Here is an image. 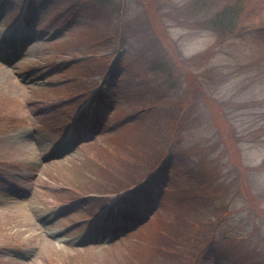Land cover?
<instances>
[{"label":"rangeland","instance_id":"rangeland-1","mask_svg":"<svg viewBox=\"0 0 264 264\" xmlns=\"http://www.w3.org/2000/svg\"><path fill=\"white\" fill-rule=\"evenodd\" d=\"M4 1L0 3V57L9 60V42L11 38L16 39L15 33L19 34L15 26L21 18H28L30 10L23 17L29 0H12L10 4H3ZM44 1L32 0L36 5ZM69 1L73 0H53L50 7L44 9L34 27L42 37L31 46L27 44L30 48L16 65L8 66L0 60V175H7L14 182L20 173L29 172L34 176L32 182L20 180L30 190L23 198L7 196L0 179V264H153L149 259H159L154 264H178L187 240L181 243L179 240L180 244L165 242L159 232L163 227H158L151 232L154 239L151 244L156 246V251L150 252V248H138L148 243L150 235L135 238L129 236V228L138 227L148 219L154 221L157 218L153 217L154 212L163 214L174 196L195 194L190 192L192 184L201 181L195 177L197 174H191L192 178L182 174V160L187 159L195 164L203 161L210 171L203 177L209 178L208 182L202 181L196 193L209 194L208 205L215 209L212 216L217 215L219 223L217 230L228 236L226 242L234 247L235 257L243 264H264V0H243L242 26L238 27L242 32L225 41H220V35L199 28L197 22L205 16L197 21L188 13L190 0H123L125 13L121 18L124 24L130 22L137 28L140 36L126 41L131 50L125 47L115 56L110 44L99 46L108 48L103 57L90 54L91 48L83 47L77 39L86 36L84 41H87L95 34L100 20L93 10L82 9L81 17L71 29L61 35L59 27L57 37H53ZM144 11L151 18L146 30L143 28L148 24L140 16ZM153 31L164 39L159 51L169 61L175 48L184 60L200 54L208 56L203 65L199 63L198 68L193 69L198 86L176 73L170 77L173 82L176 79V88L162 86L148 92L155 81L166 80L163 73L148 77L142 63L148 54H142L139 47L151 39ZM127 56L130 59H125ZM153 58L156 62L157 57L153 55ZM109 66L110 72L105 75L109 77L103 78V71ZM101 81L104 83L99 96H111L112 103L106 108L101 100H96L85 120L87 110L84 111L76 125L81 141L75 152L58 162L48 163L45 154L66 140L72 121L84 108L87 94ZM203 85L207 91L194 96ZM145 91L148 96L141 97L139 94ZM192 96L197 99L199 112H195L194 117L183 113L179 120H167L158 111L149 116L141 114L136 125L129 129H116L136 108L161 102L160 109L169 104H173L172 109L179 105L186 109ZM106 112H110L107 124L110 128L103 129L101 134H96L97 139L86 143L83 129L100 126ZM158 120H161L160 127L149 142L148 152H154L152 157L159 153L167 132L174 125L187 131L184 130L178 145L179 156L169 161L168 168L147 184L149 195L143 197L145 191L138 190L133 202L125 201L126 206H133L126 218H122L121 207L118 212L112 209L108 215L107 210L97 213L105 205L104 201L92 200L90 206L82 204L86 193L93 192L94 188L110 189L113 185L103 184L99 178L109 166L126 158L127 151L132 149L128 147L135 146L142 129L137 128V124ZM230 126L235 129L232 137L229 136ZM169 185L178 187L181 193H177V188L172 191L171 186L168 189ZM165 191L167 195L163 198ZM69 205H76V210L49 225L42 221L46 213ZM92 216L94 218L88 219ZM100 227L106 231L102 234L106 240L117 229L128 231V237L111 244L90 246H77L54 238V233L60 230H65L64 236L70 240ZM191 229L186 234L190 237L197 233ZM203 248L197 264H234L232 259L221 257L217 252L211 253L206 262L207 249L203 251Z\"/></svg>","mask_w":264,"mask_h":264},{"label":"trees","instance_id":"trees-1","mask_svg":"<svg viewBox=\"0 0 264 264\" xmlns=\"http://www.w3.org/2000/svg\"><path fill=\"white\" fill-rule=\"evenodd\" d=\"M189 3L190 6L187 11L190 15L197 19V21L201 17L205 16V18L199 20V22L196 21L199 28L210 30L215 34L220 35V41L229 40L234 36L241 34L242 30H239L238 27L242 26L240 24V18L242 16L241 13L245 9L243 0H190ZM93 6L100 20L96 32H94L95 34L91 37L92 39L87 41H84L86 36H80L77 38L78 41L82 43L83 47L87 45V48H91L89 50L90 54L95 53L92 49L94 50L95 47L103 46L106 43L110 44L112 48L115 47V43H118L119 45H117L119 47L123 46L126 40L134 39V36H140L137 28L134 29L130 22L124 24V19L121 18L122 14L125 13L123 0H93ZM153 12L157 13V16L161 18V16L158 15V12H155V10H153ZM140 16L144 18L145 24L151 22V18L147 17L145 11L144 14ZM147 26L149 27L150 25H146L143 30H146ZM150 36L151 39L139 47V49L143 52H146V55L148 54L150 64H148V66L146 64L147 71L157 77L160 76L161 73L166 74L165 86L169 85V82L176 85V79L174 82V79H170V77L175 76L176 73L180 74L182 77L185 76L187 82H193L197 85V80H195L197 79V74L193 73L195 72L193 69L198 68L199 63L203 65V62L208 58V56L206 54H200V57L194 56L192 59L189 58L188 60H184L181 52L174 47L175 51L170 54L171 56L169 61V58L166 59V56L159 51V49H161L159 46L163 43L164 39H162L156 31H153ZM165 36L166 32L164 37ZM135 40H137V42L139 41L138 38ZM138 45H140L139 42ZM136 49L138 48L136 47ZM153 55L157 57L156 62ZM160 57H164V59L159 60ZM192 60H195L196 63L192 64ZM201 91H207L204 85L202 90H196L194 96L198 93L201 94ZM194 96L191 97V102L186 109H184L182 105H179L177 108L174 107L173 109L171 106H164L163 114L165 119H177L178 117H181L183 113H188L192 117H194L195 112L196 114H199L197 108L198 104H196L197 99H195ZM202 98L204 97L202 96ZM157 128L158 126H154L149 130V132H140L137 135L138 141L135 146L128 147L132 149H127L126 158L120 159L119 163H116L117 165L114 164L109 166L105 172V177L107 175V177H109L116 185V187H110L111 189L114 188L116 191H123L149 177L160 167L163 159H165V157L172 151L173 146L180 143L181 134L185 130L184 127H175L174 125L170 132H167V135L161 144V148L158 151L159 153L152 157L154 152H148L150 150L149 142H151L152 138L156 134ZM229 136L232 137V133H230ZM127 144H129V141H127ZM189 163L190 162L186 161V166L189 165ZM201 163L204 164L203 161ZM189 167H191V165ZM200 167L201 170L197 178L201 181V183L198 181L200 183L199 186L202 187V181L208 182L209 178H203L204 174H208L205 169L206 166ZM218 171V173L221 172L220 169ZM101 190L109 191L105 187ZM208 198L209 196L207 194L202 195L200 198L193 197L190 199L182 198L181 196H174L167 204L165 212L158 215L151 224L139 232L137 235L138 237L145 234H149L150 237L147 239L148 243H145L138 248H150V252L153 250L156 251V246L152 245L154 243L152 242L154 239L151 232H154L155 228L157 229L158 227H163L158 230L159 232L161 231L165 242L168 241L180 244L184 240L188 241L186 250L183 253V258L178 262V264H197L200 259V253L203 246V251L204 249H215L216 251L227 255L230 259H232L234 264H243L240 259L235 257L233 251L234 247L232 245H228L226 242L228 240V236L225 234H223L224 236L220 235L221 232L217 230L216 226L218 222L216 221L215 216H212L215 210L212 206L208 205ZM190 227L193 228L191 230L197 232L196 235L192 237L186 235L187 232H189ZM219 235L220 237L218 238ZM179 240L180 243H178ZM144 254L146 256L149 255L147 252ZM149 260H151V263L153 264L156 260L159 261V259Z\"/></svg>","mask_w":264,"mask_h":264},{"label":"bare ground","instance_id":"bare-ground-1","mask_svg":"<svg viewBox=\"0 0 264 264\" xmlns=\"http://www.w3.org/2000/svg\"><path fill=\"white\" fill-rule=\"evenodd\" d=\"M64 144V143H63Z\"/></svg>","mask_w":264,"mask_h":264}]
</instances>
